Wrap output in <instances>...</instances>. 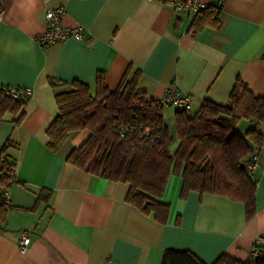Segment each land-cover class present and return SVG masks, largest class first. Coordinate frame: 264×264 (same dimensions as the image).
I'll list each match as a JSON object with an SVG mask.
<instances>
[{"label":"crops","instance_id":"obj_1","mask_svg":"<svg viewBox=\"0 0 264 264\" xmlns=\"http://www.w3.org/2000/svg\"><path fill=\"white\" fill-rule=\"evenodd\" d=\"M220 6L219 28H191L193 16L175 13L151 0H0V86L31 87L25 117L0 119V153L16 164L7 187L10 206L0 221V264H160L167 248L187 250L204 264L227 254L245 261L264 234V146L256 181V212L246 220L242 201L190 191L180 197L182 177L171 174L158 201L169 206L164 220L128 202L129 184L110 181L66 161L90 134L71 132L57 151L48 147L46 130L58 114L55 94L72 81L96 92V76L114 91L128 68L138 73L136 91L158 101L175 87L197 111L204 100L229 103L236 77L264 97V0H201ZM58 6L61 21L80 27L84 41L72 38L41 46L36 35L46 28L45 13ZM50 80L56 83L52 87ZM164 120L175 137L174 113ZM264 121L243 119L235 131ZM178 141L171 146L173 153ZM257 149V148H255ZM28 231L24 253L18 243Z\"/></svg>","mask_w":264,"mask_h":264},{"label":"trees","instance_id":"obj_2","mask_svg":"<svg viewBox=\"0 0 264 264\" xmlns=\"http://www.w3.org/2000/svg\"><path fill=\"white\" fill-rule=\"evenodd\" d=\"M219 10L220 6L208 4L193 16L191 28H219ZM129 73L130 68L114 91L106 87L99 72L94 95L88 85L77 80L71 82L69 90L57 92L58 114L46 130L50 150L57 152L71 132L88 129V137L67 154L66 161L110 181L128 183L126 200L142 210L153 211L164 220L169 206L158 198L169 176L178 174L183 179L182 199L190 191L223 195L242 201L249 220L256 212L257 183L242 161L255 148L264 146V134L250 128L241 136L234 129L243 119L264 121V97L254 95L236 77L229 103L206 99L194 113L176 110L173 137L164 120L165 106L137 92L138 73L131 78ZM50 84L57 87L52 80ZM6 88L0 86V119L6 113L19 114L13 120L18 125L25 117V101L12 97ZM176 140L172 153L170 148ZM10 183L9 176L0 170V186L8 187ZM5 214L6 208L0 206V221L5 220ZM160 264L204 263L190 251L167 248ZM212 264H264V256L241 261L222 254Z\"/></svg>","mask_w":264,"mask_h":264},{"label":"built area","instance_id":"obj_3","mask_svg":"<svg viewBox=\"0 0 264 264\" xmlns=\"http://www.w3.org/2000/svg\"><path fill=\"white\" fill-rule=\"evenodd\" d=\"M168 4L175 13H184L189 16H194L198 11L205 8L208 4L201 0H151ZM65 9L58 6L53 9H48L45 13L46 28L44 31L36 35V41L41 46H46L56 41H62L69 38L84 41L86 35L82 33L80 27H67L62 24L61 18ZM3 9L0 8V21L2 19ZM7 92L17 99L27 101L32 95L31 87H10L7 86ZM159 103L165 105H174L179 109L191 112L192 100L189 96L182 95L175 87L167 90L165 96L158 100ZM147 133V131H146ZM259 153L260 150L256 149L249 157L242 161L245 170L252 174L259 167ZM0 170L9 176L10 181L16 179V164L14 160L4 153H0ZM0 206L8 208L10 206V199L7 187L0 186ZM31 239L28 231H24L20 235L18 243L19 251L24 253L30 245ZM256 245L253 247L250 256H264V234L259 235L256 240ZM103 264H114L111 258L107 259Z\"/></svg>","mask_w":264,"mask_h":264}]
</instances>
